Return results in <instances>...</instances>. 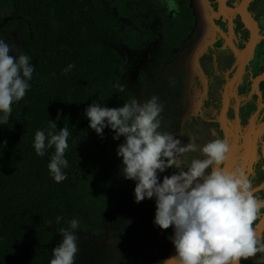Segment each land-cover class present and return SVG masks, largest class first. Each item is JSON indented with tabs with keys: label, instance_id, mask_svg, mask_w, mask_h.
<instances>
[{
	"label": "trees",
	"instance_id": "obj_1",
	"mask_svg": "<svg viewBox=\"0 0 264 264\" xmlns=\"http://www.w3.org/2000/svg\"><path fill=\"white\" fill-rule=\"evenodd\" d=\"M4 5L10 19L0 17V33H18L14 56L27 55L34 72L25 97L12 105L8 124L0 125V264H49L48 243L60 228L70 229V220L82 224L80 211L105 232L106 221L120 212L137 215L143 207L154 212V198L129 206L135 203V182L123 178L122 164L110 168L99 161V145L111 130L105 127L98 136L84 114L91 103L132 102L116 89L117 46L127 40L115 20L95 12L87 0H0V8ZM135 42L127 41L132 47ZM69 65L74 66L65 73ZM49 122L56 123L57 134L63 127L70 132L67 178L59 183L48 170L54 147L40 157L33 146L38 130L48 137ZM140 220L123 222L131 249L120 250L119 264H144L131 252L140 234L151 243L150 226Z\"/></svg>",
	"mask_w": 264,
	"mask_h": 264
},
{
	"label": "clouds",
	"instance_id": "obj_2",
	"mask_svg": "<svg viewBox=\"0 0 264 264\" xmlns=\"http://www.w3.org/2000/svg\"><path fill=\"white\" fill-rule=\"evenodd\" d=\"M11 52L12 46L0 40V125L8 124L12 105L25 97L34 72L27 55L21 53L17 58ZM162 111L163 105L153 96L143 104L133 101L115 108L91 103L84 112L88 127L98 136L107 127L114 132L113 140L123 137L116 155L122 158L123 178L135 182L134 202L154 198V225L161 230L173 228L169 239L175 254L159 264H242L257 254L262 255L256 264H264V237L253 227L264 218V199L253 194L242 171L224 167L232 150L229 142L210 140L199 147L202 159H189L197 146L161 131ZM49 125L48 137L38 130L33 146L40 157L46 148L54 147L48 170L59 183L67 178L63 169L68 167L65 152L70 132L63 127L57 134L56 123ZM169 168L175 170L173 174L160 180L159 174ZM69 225L68 230L59 229L62 240L52 249L49 264H75L79 221L70 220Z\"/></svg>",
	"mask_w": 264,
	"mask_h": 264
},
{
	"label": "flooded vegetation",
	"instance_id": "obj_3",
	"mask_svg": "<svg viewBox=\"0 0 264 264\" xmlns=\"http://www.w3.org/2000/svg\"><path fill=\"white\" fill-rule=\"evenodd\" d=\"M163 6V18L148 9L155 19L152 35L140 29L139 20L125 30L126 40L137 42L135 47L126 43L129 50L151 45L140 68L141 98L155 96L163 105L161 131L197 146L189 159H202L199 147L208 141L226 139L232 150L224 167L242 171L253 194L264 199V0H165ZM174 18L189 21L186 33L184 24L173 27ZM174 171L167 169L159 179ZM153 210L143 207L140 220L150 226L151 243L140 234L131 250L144 264L175 254L169 239L173 228L154 225ZM253 227L264 237V218ZM111 241L105 246L111 248ZM117 249L130 252L131 247ZM261 255L242 264H256Z\"/></svg>",
	"mask_w": 264,
	"mask_h": 264
},
{
	"label": "rangeland",
	"instance_id": "obj_4",
	"mask_svg": "<svg viewBox=\"0 0 264 264\" xmlns=\"http://www.w3.org/2000/svg\"><path fill=\"white\" fill-rule=\"evenodd\" d=\"M89 5L97 13L104 14L115 20L118 25L119 34H122L123 39L128 37L125 35V30L132 28L133 20H139L140 29H144L149 35L152 28H154V17L148 10L151 8L154 14H157L160 18L166 15L167 9L164 7L165 0H87ZM168 6V5H166ZM0 17L5 22L10 19V10L7 5L0 8ZM180 21V22H179ZM152 22V23H151ZM151 23V24H150ZM173 27L181 28L185 25V33L188 31L189 21L185 19L183 24L180 18H174L171 21ZM177 25V26H176ZM137 27V25H136ZM142 27V28H141ZM137 30V29H136ZM18 39L19 35L16 31L1 32L0 40H3L7 44L12 46V52L10 55H15L18 51ZM125 41H122L117 50L120 59L117 64L116 74L119 77V82L116 87L123 86V94L131 93L133 101L143 104L141 98L140 86L144 83L145 76L140 75V68L143 66L146 55H149L151 45L148 43L145 46H138L135 50H129ZM147 77V76H146ZM146 83V81H145ZM144 87V86H143ZM123 106L120 105L119 107ZM115 108V106L111 107ZM114 132L111 130L109 134L104 135L101 144V156L99 161H103L104 164L114 165L122 164V158L116 155L117 146L123 142V137L118 140H113ZM125 204H121L124 206ZM138 203L131 202L130 207H135ZM83 222L79 225V229L76 230L79 236L77 245L79 252L76 257L75 264H119L116 261V257H119L120 250L117 247L129 246V240L127 238V229H124V221L129 218H139L141 212L137 215L130 212H120L116 216H113L106 221V232L102 228L93 227L90 225L89 220L86 218L82 211H80ZM105 234V236H103ZM112 239V241H111ZM62 240V235L59 231L54 233L53 239L48 243V249L52 255V249L55 248ZM109 243V247L105 245ZM114 250V251H113ZM53 257V255H52Z\"/></svg>",
	"mask_w": 264,
	"mask_h": 264
}]
</instances>
